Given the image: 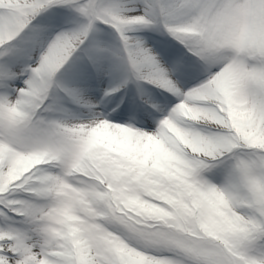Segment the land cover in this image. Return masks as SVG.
<instances>
[{"label": "snow or ice", "instance_id": "6c2138e0", "mask_svg": "<svg viewBox=\"0 0 264 264\" xmlns=\"http://www.w3.org/2000/svg\"><path fill=\"white\" fill-rule=\"evenodd\" d=\"M0 264H264V0H0Z\"/></svg>", "mask_w": 264, "mask_h": 264}, {"label": "rangeland", "instance_id": "374dc122", "mask_svg": "<svg viewBox=\"0 0 264 264\" xmlns=\"http://www.w3.org/2000/svg\"><path fill=\"white\" fill-rule=\"evenodd\" d=\"M155 35V34H154ZM159 39H162L161 37H159Z\"/></svg>", "mask_w": 264, "mask_h": 264}, {"label": "bare ground", "instance_id": "6f19581e", "mask_svg": "<svg viewBox=\"0 0 264 264\" xmlns=\"http://www.w3.org/2000/svg\"><path fill=\"white\" fill-rule=\"evenodd\" d=\"M162 39H164L163 37H161Z\"/></svg>", "mask_w": 264, "mask_h": 264}]
</instances>
